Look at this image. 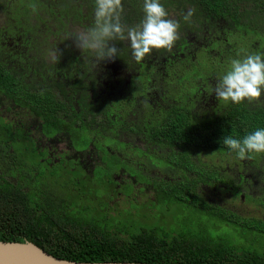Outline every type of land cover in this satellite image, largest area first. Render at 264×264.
Returning <instances> with one entry per match:
<instances>
[{"label": "trees", "instance_id": "obj_1", "mask_svg": "<svg viewBox=\"0 0 264 264\" xmlns=\"http://www.w3.org/2000/svg\"><path fill=\"white\" fill-rule=\"evenodd\" d=\"M47 1L49 2L26 0L27 5L22 7L20 0H12L9 6L13 13L12 24L15 22L16 25L13 30H6V35L15 37L21 27L24 29V38L29 40L31 19H28L27 14L24 17V14L27 9L29 11L32 9L30 5L43 4L44 9L60 22L70 18L82 22L88 17L82 10L84 4L77 7L74 0H57V3H51L56 0ZM83 1H87V8L93 15L94 0ZM69 3H72L73 7ZM123 3L125 9L123 20L125 17L127 22H129L127 6L143 8V0H123ZM161 3L165 8H176L178 5L181 13L186 12L185 10L190 6L195 8V14L190 21L184 19L181 21V26L187 29L195 30L198 25L200 32L206 31L211 35V31L206 26L208 22H213L211 26L224 23L222 30L215 32V36L213 34L210 39L216 44L218 53L220 52L224 57L227 55L238 57L241 54L240 46L231 41L232 37L226 34L229 32H236L244 38L254 37L255 40L250 42L249 46L243 47V50L247 49L250 53H264V0H161ZM93 23L94 18L89 26ZM258 38H260L259 42ZM31 41L32 39L23 42V46H30ZM180 42H183V46L188 45L185 39H180ZM11 54L8 48L0 44V75L2 76L0 88L9 89L10 94L15 97L22 96L25 103L35 106L42 116L48 117L57 113L59 104L64 102L59 100L57 94L50 93L48 88L34 89L24 84L25 89H19L21 86L12 75V71L17 69L9 68L10 63L5 61V58L10 57ZM186 60L196 64L189 57ZM186 60H180V66H183ZM22 91L23 94L19 95ZM64 99L69 100L68 97ZM188 99L187 97L185 103L180 102V109L174 111V116L148 126L154 137V144L169 147L173 150L171 159L174 161L180 159V186L174 187L169 196L182 206L190 205L207 214L206 216L217 217L228 225L242 228L245 230L242 237L246 238V242H249L246 234L256 233L264 236V219L244 217L207 203L198 193L197 187L213 181L221 182V171L212 166L210 169H205L202 164L194 162L199 152L237 157L223 144V138L231 135L242 139L246 134L264 128V102L255 104L245 100L240 104L232 103L219 115L201 118L199 112L194 113L191 110L192 104L190 107L187 106ZM109 122H112L111 118ZM62 125L60 120H54L51 128L58 131ZM260 156L264 154L254 153L249 159L255 160L254 157ZM44 191H46L44 188H31L29 192H25L8 185L5 196L0 192V216L7 215L4 228H0L1 242H30L56 258L85 263L264 264V253L252 249L254 244L244 250L229 245L222 236L211 235L209 232L193 233L188 228L178 236L172 237L159 236L147 229L135 230L136 226L116 227L115 224L110 228L108 218L105 217L101 223H98L95 217L87 216L85 211L90 212V208L86 205H83L84 207L64 205L61 212L58 208L55 210L60 204L51 203L53 199L43 201L44 199L39 195ZM260 203L264 205V197Z\"/></svg>", "mask_w": 264, "mask_h": 264}, {"label": "rangeland", "instance_id": "obj_2", "mask_svg": "<svg viewBox=\"0 0 264 264\" xmlns=\"http://www.w3.org/2000/svg\"><path fill=\"white\" fill-rule=\"evenodd\" d=\"M44 1L49 2L47 0H42L43 3ZM81 1L82 0H74L77 7L81 5ZM10 2H12V0H0V44L3 47L8 48V50H10V54L13 53L14 58H16L18 55H22V51L16 49L15 46L17 44L21 45V43L30 41L32 39V46L29 48L31 52H27L26 54L25 52L27 50H24V54L29 58V60H31V58L35 59L33 64H31V67L38 71V76H34L32 71H29L31 68H29L27 64H24L23 67L27 71L25 74L27 80L34 81L35 78L36 80H40L41 75L43 76V73L40 72L39 68L40 64H42L40 58L44 55L43 61L47 60L48 63L52 64L53 62L49 58V51L55 48L60 49L62 52L59 62L55 63L57 65L56 67L64 72L69 71L70 74L74 76V79H72L73 81H75L77 72L80 70L84 71L83 68L87 64L88 71L91 73V77H96L98 71H102L104 69L111 73V68L108 66L110 63L103 62L106 65L105 67L99 64L96 68H94L92 59L90 58L92 54L89 52H82L80 49H77L74 46L72 39L69 38L76 27H87L94 18V14L91 15L87 5L84 4L87 3V1L82 2L84 4L82 10L88 17L82 22L79 20H73L72 18L63 22L55 20L52 15L44 9L43 4L39 6L35 5V12H33L32 9L30 11L27 9L24 17L27 14L29 16L28 19H31L29 26L31 28V30L29 29V40L24 38V29L21 27L19 29L22 31L19 30L18 35L15 37L11 38L6 35V30H13L16 25L15 22L12 24L13 13L9 6ZM52 2L57 3L58 1H51V3ZM20 5L25 7L27 5L26 0H20ZM69 5H72L73 7L72 3H69ZM189 8H191V6L185 11H187ZM127 12L129 13V22H127L125 17L124 20H126L125 23L128 25L139 23L140 18H143L144 15L137 13L132 14L129 10H127ZM168 13L170 18L179 22H181L183 19L182 13L176 8L171 9V11H168ZM253 18L254 17H252V19ZM212 23L213 22L210 21L206 24L211 33L221 31L224 27V23H218L215 26H211ZM196 26L197 27H195V31L188 30L187 32H180V37H185L190 42L193 41L199 47H204V38L208 37V34L206 31L200 32L199 26ZM236 30L239 31L238 27H236ZM226 34L232 37L231 41L240 46L241 54L238 57L227 55L223 58V61H221L218 58L220 55L217 51L218 49L216 48V44L213 43L211 48L215 49H213V52H211V57L216 58L218 62L208 58L207 50H200L197 52L198 59L196 64H193L189 61L183 66L175 65L173 63L169 64V70L167 72L168 76L164 81H161L162 72L165 70L164 59L171 57V53L175 51L174 47L170 52L168 51L165 53L166 50L160 49L153 50L149 54L151 59H155L157 62L158 68L156 71L155 80L159 82L158 88L160 91L163 87V92L165 93V103L169 101L185 103L187 97H191L196 93V86L194 85L195 80L212 75L213 73H215V75L220 78L228 70L232 59L242 58L244 55L250 53L247 49L243 50V47L249 46L250 42L255 40L253 36V38H244L236 32H229ZM259 39L260 38L257 40L258 42ZM115 43L118 47L119 45L128 42L117 41ZM127 47L130 49V45ZM86 53L88 56H86ZM168 53H170L169 56ZM72 55L78 57L83 55L80 57L82 58V61L84 60L82 63V68L76 64V67L73 69L72 66L74 65L72 63L69 64ZM36 59L40 61H36ZM194 60H196V58H194ZM112 61L116 64V66L118 65L122 69H125L123 63L120 62L117 57ZM116 61L119 62L117 63ZM14 65L17 66L16 63ZM21 66L22 63H19L15 69L19 70ZM142 69L145 70L144 68ZM150 70H153V68H150ZM147 77L148 76L146 74L145 76H142L139 81H136L139 85V90L137 93L144 91ZM57 80L64 81L66 79L57 78ZM103 85V87H106L107 83H104ZM55 93L59 99L62 98V94L57 92ZM263 102L264 95H262L258 100L254 101L255 104ZM126 103V101H117L115 103L116 110L119 112V109H121V107H123ZM223 104L224 101L222 102V107ZM200 106L202 107V105ZM163 107H167V105H164ZM25 119H27V121H25ZM24 121L28 129H30L28 131H33V136L41 135V132L38 130L40 121L37 118L28 116L27 118H24ZM3 128L9 129V132L10 130L12 131V133H6L4 135L6 137L5 140L7 143H9L8 146L11 145V148H13L15 151V153L13 155H9V158L5 161L6 174L12 176L17 175L16 170L19 169L21 164H24L25 185L30 184L31 186L37 187L44 185L46 187L44 199L58 198L73 207H84V201H86L88 204L87 207L90 208L91 213L86 210L85 214L90 218L95 217L98 223H101L105 217L108 218L109 220L107 221L111 225L110 228H112L115 224L116 227L121 225L122 227L126 226L128 228H132L136 226L135 230L147 229L155 232L159 236L168 235L170 237L173 235L178 236L180 232L188 228L193 233L209 232L211 235L213 234L218 237L222 236L226 239L229 245L242 248L244 250L248 249L254 244L252 249H256L260 253H264V236L262 235H258L256 233L246 234V236L249 237V242H246V238L242 237V234L245 233V230L238 226L228 225L217 217L206 216L207 214L205 215L203 212L193 208L190 205L182 206L170 196L162 197L164 199L160 201L158 205L154 206L152 204L155 201V192L152 189H149L145 194H139L142 193L145 187L149 184V176L143 173L144 166L142 165L141 161L144 162L148 167L153 164L161 170L169 168V161L158 156L156 153L145 154L138 151H132L127 156L129 163H119L114 161L113 158L108 157L106 153L107 151H105L104 148L107 146L117 149L122 148L123 145L116 142V140L112 137H102L97 142V144H95L96 151L99 153L98 158L102 162V165L96 167L93 177L83 180L81 174L77 172L72 173L69 171V169L73 167V162L64 163L67 171H62L57 164L52 169H50L49 172H47L45 164H40L38 160L33 159V156L35 155L38 158L41 157L38 155V152L34 153V141L36 138L33 136L27 137L28 133L24 132V130L27 131L26 129L23 130L20 127V129L15 131L10 125H6L4 124L3 120H0V130ZM84 139L85 134H81V137L75 141L78 149L86 148L88 138L87 141ZM65 143L66 142H64L60 148H65ZM7 148L8 147L3 146L5 151ZM197 155L200 158L199 162L201 164H207L211 166L216 165L218 170L221 172L224 171L228 176H231L232 180L230 184L236 186L241 183L239 188L234 189L232 192L225 189L214 190L213 188L201 186L200 192H202L204 198L207 201L216 206L231 210L244 217L264 219V205H260V201L264 197V156L254 157L255 160L249 158L240 160L237 157L229 154L222 155L215 153H198ZM119 166H121V168L126 171V176L132 177V183H129L125 186L126 194L132 197L127 198L117 196L116 198L115 194L109 193L110 186L107 180L110 179L113 173H116ZM76 178H80L81 182H79ZM175 179L180 181V172L177 173ZM174 180L170 183H164L168 182L165 180L164 182L155 185V189H158L160 197L162 190H168L180 185L175 184ZM137 183H139V185L134 188V185ZM59 185H61L64 190L57 189L56 187ZM122 192L124 193L123 190ZM58 194L62 195V199L58 196ZM111 202L114 208L116 206L114 210H111ZM97 208L99 211H97ZM104 210H107V212Z\"/></svg>", "mask_w": 264, "mask_h": 264}, {"label": "flooded vegetation", "instance_id": "obj_3", "mask_svg": "<svg viewBox=\"0 0 264 264\" xmlns=\"http://www.w3.org/2000/svg\"><path fill=\"white\" fill-rule=\"evenodd\" d=\"M81 4H83L82 1ZM126 9L133 13L143 14L142 8H133L131 6H127ZM166 9L171 11L173 8L170 7ZM176 9L180 10V6L177 5ZM141 19L142 18H140V20ZM180 25H182V22H180ZM180 29L181 33L187 32L188 30L195 31L193 28L187 29L182 26ZM207 34L208 37L204 38V47L197 46L193 41L190 42L185 37H180L181 40L185 39L188 45L183 46V42H180V39L175 43V51L171 53V57L164 59L165 70L162 72L161 81H164L168 76L167 72L169 70V64L173 63L175 65H180V60H186L188 57L191 61L196 63L198 59L196 53L200 50H207L208 58H212L211 60L218 62L216 58L211 57V52H213L211 47L213 43L210 39H212L214 33L209 35L207 32ZM29 36L30 34L28 35V38L30 39ZM31 46L32 41L28 47L23 46V43H21V45L17 44L15 48L21 50L22 55H18L16 58H14V56L11 54L10 57L5 58V61L10 63L9 68L15 69L19 63H22V66L19 70H11L13 73L12 75L16 77L18 84L21 86L19 89H25L24 84L29 87H33L34 89H41L43 87L45 89L48 88L50 93L56 94L55 92H57L62 94V98L59 100H63L64 103L59 104V111L57 113L55 112L53 115L46 117L40 115L35 106L26 104L22 96L15 97L10 94L9 89L0 88V120H3L4 124L6 125H10L15 131L20 129V127L23 130L26 129L27 131L24 130V132L28 133L27 137H32L33 131H28L30 129H28V127L25 125V121H27V119L24 121V118L32 116L40 121L38 130L41 132V135H35L33 137L36 138L34 141V153L38 152V155L41 157L38 158L35 155L33 156V159L38 160L40 164H45L47 172H49V170L57 164L62 171H67L64 163L73 162V167L70 168L69 171L72 173L77 172L81 174L83 180L90 179L93 177L96 167L102 165V162L98 158L99 153L96 151L95 144H97V142L102 137H112L116 140V142L121 143L123 147L113 149L106 146L104 149L107 151L106 153L108 157L113 158V160L116 162L129 163L127 156L132 151H138L145 154L156 153L158 156L167 159L169 161V168L164 170L159 169L153 164L148 167L144 162L141 161L142 165L144 166L143 173L149 176V184L145 187L144 191L139 194H145L149 189H152L155 192V201L152 204L154 206L158 205L159 202L164 199L162 197L171 195L173 191L172 189H174V187L168 190H162L160 197L158 189H155V185L164 182L165 180L168 182L164 183H170L175 179L177 173L180 172V159L179 161H174L171 159L173 150L169 147H160L158 144H154L155 140H153L154 137L152 136V133H150L148 126L155 122L157 123L158 121H163L165 120L164 118H170L174 116V111L180 109V103L175 101H169L167 103L164 102L165 93L163 92V87L160 91L158 88L159 82L155 80V75L158 68L155 59H151L150 55H148L144 60L137 62L131 56V49H128L127 47L129 44H121L118 46L121 48V52L119 54L120 56L117 58L123 63L125 69H122L118 65L116 66L113 61H102L100 64L104 67L106 66L104 63H110L111 66H108L111 68V73L104 69L102 71H98L96 77H91V73L88 71L87 64L83 68L84 71L80 70L77 72L75 81H73L72 79H74V76H72L69 71L64 72L61 69H58L55 63L51 64L48 63L47 60L43 61V55L40 58L42 64L39 66L40 72L43 73V76L41 75L40 80H36L35 78L34 81H30L27 80V77L25 76L27 71L23 67L24 64H27L28 67L31 68L29 71H32L34 76H38V71L31 67V64H33L35 59L31 58V60H29V58L24 54V50H27L25 52L26 54L27 52H31L29 49ZM166 52L168 51L166 50L165 53ZM169 54L170 53H168V56ZM82 56L83 55L79 57L74 55L71 56L69 64L72 63L74 65L72 66L73 69L76 67V64L82 68V63L84 61H82V58H80ZM86 56H88L87 53ZM90 58L92 59V56ZM194 58H196V60H194ZM218 58L223 61L224 56L221 54ZM36 61L40 60L36 59ZM119 61L116 62L118 63ZM186 62L188 61L186 60ZM13 63H16L17 66H15ZM150 68H153V70H150ZM146 74L148 77L147 81H145V89L144 91L137 93L139 90V85L136 81H139V79ZM0 77L2 76L0 75ZM57 78L66 80L59 81ZM218 78L219 77L213 73L212 75L195 80L194 85L196 86V93L191 97H188V105H186L190 107L189 105L192 104L191 110L194 113L199 112L198 114H200L201 118H209L219 115L232 105V102L224 101L222 107L223 101L216 99L215 93L213 92V87L216 84ZM104 83H107L106 87H103ZM20 94H23V91L19 92V95ZM64 97H68L69 100L64 99ZM119 100L126 101L127 103L121 107L118 112L115 108V103ZM164 105H167V107H163ZM200 105H202V107ZM109 118L112 119V122H109ZM54 120H60L63 123L62 128L58 131L55 128H51L52 125H54ZM6 133L10 134L12 131L10 130L9 132V129L5 128L0 130V192L3 193L2 196H5L8 185H11V187H15L16 189H21V191L25 192H29L31 188L46 189L44 185L41 187L31 186L30 184L25 185L24 164H21L19 169L16 170L17 175L12 176L6 174L5 161L9 158V155H13L15 153L13 148H11V145L8 146L9 143H7L5 140L6 137L4 134ZM81 134H85L84 140L87 141L88 138V146L86 143L85 149H78L75 144V141L81 137ZM64 142H66L64 145L65 148H60ZM3 146H6L10 149L7 148L5 151ZM199 153L209 154V152ZM197 158H195L194 162L200 163V158L198 155ZM201 166L205 169H210L211 167V165L207 164H202ZM212 167L214 169L217 168L216 165H212ZM220 174L222 176L221 182L213 181V183L200 184L197 187L198 193L201 194L203 198L204 195L202 192H200L201 186L213 188L214 190L225 189L232 192L234 189H238L239 185H241V183L236 186L230 184L232 178L224 171H222ZM126 175V171L122 169L121 166H119L116 173H113L110 179L107 180L110 186L109 193L115 194L116 198L117 196L127 198L132 197L126 194L125 189L126 185L132 183V177ZM76 179L81 182L80 178ZM179 182L180 181L177 179L174 180L175 184H180ZM137 185H139V183L135 184L134 188ZM56 188L64 190L61 185ZM45 193L46 191H44V193L42 192L39 197L44 199ZM58 196L60 198L62 197L61 194H58ZM50 202L54 204H60L59 207H55V210L58 208L59 212L63 210L64 205L70 206V204H66L63 200L58 198H53V200ZM84 202V204L88 206L87 202ZM207 203L211 204L209 201H207ZM211 205L216 206L214 204ZM115 208L112 206L111 202V210H114ZM104 211L107 212V210ZM6 220V214L0 216V228H4Z\"/></svg>", "mask_w": 264, "mask_h": 264}, {"label": "clouds", "instance_id": "obj_4", "mask_svg": "<svg viewBox=\"0 0 264 264\" xmlns=\"http://www.w3.org/2000/svg\"><path fill=\"white\" fill-rule=\"evenodd\" d=\"M94 23L87 27H76L69 38L82 52L92 54L93 67L102 61H112L120 56L117 41L128 42L132 58L139 62L153 50L171 51L180 39V22L169 17L161 0H143V18L139 23L128 25L124 22L123 0H94ZM36 11L35 5H30ZM195 8L182 13L185 21H190ZM62 52L55 48L49 51V58L58 63ZM217 100L252 103L264 95V53L256 52L232 59L225 74L213 87ZM223 144L244 160L251 154H264V128L246 134L242 139L229 135Z\"/></svg>", "mask_w": 264, "mask_h": 264}, {"label": "water", "instance_id": "obj_5", "mask_svg": "<svg viewBox=\"0 0 264 264\" xmlns=\"http://www.w3.org/2000/svg\"><path fill=\"white\" fill-rule=\"evenodd\" d=\"M0 264H142L127 262L85 263L56 258L34 243L0 241Z\"/></svg>", "mask_w": 264, "mask_h": 264}]
</instances>
